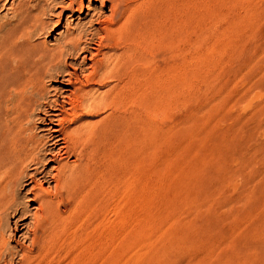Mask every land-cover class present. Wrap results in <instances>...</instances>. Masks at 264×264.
<instances>
[{
	"label": "rangeland",
	"instance_id": "obj_1",
	"mask_svg": "<svg viewBox=\"0 0 264 264\" xmlns=\"http://www.w3.org/2000/svg\"><path fill=\"white\" fill-rule=\"evenodd\" d=\"M18 1L1 0V33ZM121 2L134 56L129 79L88 89L119 86L113 101L131 105L116 108L121 116L130 110L129 142L120 137L94 162L44 257L22 254L28 241L14 225L31 223L36 202L34 184L18 187L15 208L27 214L0 216V264H264V0ZM41 3L50 25L30 42L47 49L68 32L96 30L92 20L110 6L84 0L83 14L69 18L65 0ZM89 57L67 56L43 78L50 100L85 82ZM109 113L85 120L108 121ZM43 118L34 111L38 138ZM69 120L67 130L75 126ZM50 159L40 164L48 173Z\"/></svg>",
	"mask_w": 264,
	"mask_h": 264
},
{
	"label": "bare ground",
	"instance_id": "obj_2",
	"mask_svg": "<svg viewBox=\"0 0 264 264\" xmlns=\"http://www.w3.org/2000/svg\"><path fill=\"white\" fill-rule=\"evenodd\" d=\"M41 1L19 0L12 8V23L0 32V216L9 210L14 215L19 212L25 220L27 212L15 208V192L18 187L34 184L36 207L31 223L14 225L15 232L25 231L21 236L26 235L28 241V247L22 249L26 257L48 254L57 231L72 215L77 188L89 176L94 162L104 160L108 149L116 146L120 137L129 142L130 134V110L118 115L116 108L124 102L118 105L113 101L120 93L119 86L110 87L107 93L88 89L105 83L104 80L119 83L129 79L124 70L128 62H134V56L131 43L124 37L128 12L121 0H109V15L92 20L93 26H98L96 30L68 32L62 43L52 49L30 42L32 34H44L50 25L43 19L51 15L50 10ZM65 2L62 8L69 11V18L83 14L84 0ZM56 26L54 23L51 29ZM71 55L82 59L90 56L88 60L93 64L85 82L79 81L80 86L69 95L58 94L50 100L43 78L53 68L59 71L65 58ZM66 81L68 85L74 84L71 77ZM102 108L110 110L108 121L85 120ZM34 111L44 116L40 121L46 134L39 138L31 133ZM68 118L71 126L75 125L69 130L64 128ZM47 155L51 158L48 162L54 163L49 173L40 167ZM70 158L74 160L69 161ZM3 245L0 238V257Z\"/></svg>",
	"mask_w": 264,
	"mask_h": 264
}]
</instances>
